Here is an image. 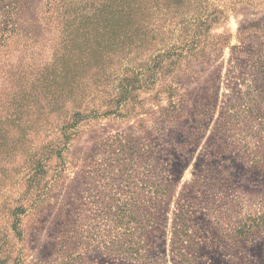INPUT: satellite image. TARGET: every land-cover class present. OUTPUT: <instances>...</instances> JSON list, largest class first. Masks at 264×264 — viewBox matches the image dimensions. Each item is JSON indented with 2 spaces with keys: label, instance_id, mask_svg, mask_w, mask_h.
Masks as SVG:
<instances>
[{
  "label": "rangeland",
  "instance_id": "1",
  "mask_svg": "<svg viewBox=\"0 0 264 264\" xmlns=\"http://www.w3.org/2000/svg\"><path fill=\"white\" fill-rule=\"evenodd\" d=\"M115 2L0 0V264H264V0Z\"/></svg>",
  "mask_w": 264,
  "mask_h": 264
},
{
  "label": "trees",
  "instance_id": "2",
  "mask_svg": "<svg viewBox=\"0 0 264 264\" xmlns=\"http://www.w3.org/2000/svg\"><path fill=\"white\" fill-rule=\"evenodd\" d=\"M8 9L21 2V0H6ZM96 2V3H95ZM41 3V16L44 20L47 16L48 20L54 21V27L65 33L66 36L75 32H81V29L104 28L103 23L105 18L112 20L114 16L122 12L120 5L115 0H94L89 2L87 0H40ZM9 11V10H8ZM219 13L225 11L219 10ZM107 21V22H108ZM69 40V39H67ZM66 76L64 66H58ZM57 69L54 68V72ZM49 80L47 85L55 84L56 76L52 72H48ZM59 79L60 74L58 75Z\"/></svg>",
  "mask_w": 264,
  "mask_h": 264
}]
</instances>
